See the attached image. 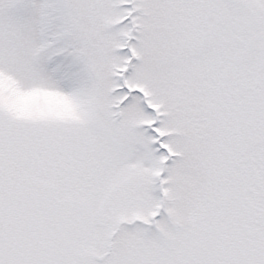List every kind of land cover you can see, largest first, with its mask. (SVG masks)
I'll return each instance as SVG.
<instances>
[{"label": "snow or ice", "instance_id": "6c2138e0", "mask_svg": "<svg viewBox=\"0 0 264 264\" xmlns=\"http://www.w3.org/2000/svg\"><path fill=\"white\" fill-rule=\"evenodd\" d=\"M0 264H264V0H0Z\"/></svg>", "mask_w": 264, "mask_h": 264}]
</instances>
